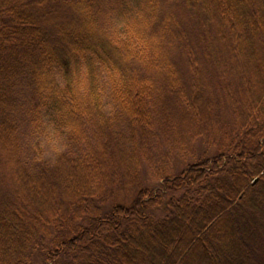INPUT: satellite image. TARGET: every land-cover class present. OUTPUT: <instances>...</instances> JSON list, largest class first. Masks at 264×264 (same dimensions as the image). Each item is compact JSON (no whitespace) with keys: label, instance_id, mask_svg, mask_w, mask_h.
<instances>
[{"label":"trees","instance_id":"trees-1","mask_svg":"<svg viewBox=\"0 0 264 264\" xmlns=\"http://www.w3.org/2000/svg\"><path fill=\"white\" fill-rule=\"evenodd\" d=\"M0 184V264H264V0H0Z\"/></svg>","mask_w":264,"mask_h":264},{"label":"rangeland","instance_id":"rangeland-1","mask_svg":"<svg viewBox=\"0 0 264 264\" xmlns=\"http://www.w3.org/2000/svg\"><path fill=\"white\" fill-rule=\"evenodd\" d=\"M113 23L115 25H117L116 26L117 28L119 25H121L119 23V21L115 20V19H113ZM47 26L50 28L52 26V23L48 24ZM49 125H50V127H49L48 131L46 132L45 136H39V139L41 141V144L43 145V149L45 151L44 152L45 156L53 160L57 153L64 150L65 145L63 144V142H61V136L62 135L59 133V131L54 129V126L52 123H50ZM163 148L164 149H162V150L164 152H162V153L164 154V161L166 159L170 170H172V171L176 170V168L180 166L181 161L179 160L180 157H178V156H180V154L175 155L166 146L165 147L163 146ZM212 152H213V149L210 148V152H209V147L205 146V144L198 143L196 145V154L197 155L204 156L205 153H209V154L211 153L212 154ZM207 156H209V155H207ZM173 167H174V170H173ZM4 173H5V171H4ZM6 174H8L7 177H9V179L4 184V188L8 189V187H10V185H11L10 181H11L12 177H11L10 172H8ZM0 188H3L1 184H0ZM7 189H4V190L8 191Z\"/></svg>","mask_w":264,"mask_h":264},{"label":"water","instance_id":"water-1","mask_svg":"<svg viewBox=\"0 0 264 264\" xmlns=\"http://www.w3.org/2000/svg\"><path fill=\"white\" fill-rule=\"evenodd\" d=\"M257 181H258V178H257V179H255L253 183H256Z\"/></svg>","mask_w":264,"mask_h":264}]
</instances>
